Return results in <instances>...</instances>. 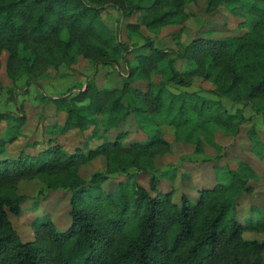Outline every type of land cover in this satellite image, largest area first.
<instances>
[{
	"label": "trees",
	"instance_id": "obj_1",
	"mask_svg": "<svg viewBox=\"0 0 264 264\" xmlns=\"http://www.w3.org/2000/svg\"><path fill=\"white\" fill-rule=\"evenodd\" d=\"M200 1L206 14L224 8L246 31L223 37L202 31L180 43L189 8ZM110 9L119 15L115 29L103 18ZM176 27L172 50L143 33ZM4 55L15 91L18 82L37 85L50 69H71L79 58L95 72L111 68L120 85L99 88L89 79L44 96L65 113L63 134L91 132L74 152L53 137L34 152L28 148L37 143L12 150L28 118L22 106L0 111V264H264V240L244 237L264 234V194L254 185L264 178L252 164L216 165L224 172L218 177L215 170V183H201L177 202L176 186L164 191L161 181L177 182L179 168L159 174L171 146L164 126L198 152L207 142L217 156L223 152L214 141L217 130L237 138L247 127L245 149L264 164L255 127V118L264 116V0H0V69ZM196 78L213 85L212 98L182 89ZM246 108L254 114L247 117ZM133 132L143 139L130 140ZM92 141L100 144L92 148ZM93 161L103 170L85 178L82 170ZM142 175L149 176V188L140 184ZM22 183H39L34 211L50 192L68 196L65 231L54 223L52 207L34 218L33 238L22 241L12 220L22 216L27 200Z\"/></svg>",
	"mask_w": 264,
	"mask_h": 264
},
{
	"label": "rangeland",
	"instance_id": "obj_2",
	"mask_svg": "<svg viewBox=\"0 0 264 264\" xmlns=\"http://www.w3.org/2000/svg\"><path fill=\"white\" fill-rule=\"evenodd\" d=\"M204 8L205 3L203 1H200L198 5L190 6L189 10L192 13V17L185 25L180 43H189L201 34L202 31L205 32V36L213 37L227 36L241 29L242 32L246 31L244 28L239 27L242 21L230 15L224 8L210 15L205 13ZM103 18L113 29L117 27L119 15L116 10L110 9L106 11L103 14ZM131 22L137 23L136 19H133ZM179 29V27L166 28L158 33H151L143 30V33L148 37L154 38L156 44L161 48L172 50L177 48L179 40L174 38L173 34ZM121 37L123 40L127 41V35L124 30L121 32ZM133 43L141 45L144 42L143 40L135 38L133 39ZM5 58L6 55L2 57V67L0 69V111L17 112L18 108L22 106L28 118L23 130V136L10 147L14 151L25 148L26 144L35 145V143L38 144L37 148H28L29 151L34 152L40 150L42 147H45L44 145L53 137L56 138L57 143L62 145L68 152H74L76 148L82 146L83 141L87 139L91 132L82 133L79 131H72L63 134L60 131V127L64 124L66 115L64 112H58L53 102H50L49 99L44 96L63 94L76 85L83 87L89 79H94L99 88H113L120 85V76L111 68L99 66L98 70L95 72L87 60L79 58L71 69H62L59 72L50 69L46 77L39 81L37 84L38 86L32 84L26 88L24 80L18 82L16 86L17 91H15V86L6 74ZM182 64V62L177 63V67L180 70L182 69L184 71L188 69L182 66ZM158 81L159 78L155 77V82ZM182 89L190 92L203 91L201 93L202 95L207 98H212L209 92L213 89V85L199 78L194 80V85L191 88ZM179 91H181V89H179ZM14 99H16L15 102ZM223 101L228 109H234L229 101ZM253 114L254 112L251 108L245 109V115L247 117ZM257 118L258 122L255 123V127L261 140L264 142V116H257ZM257 118H255V121H257ZM191 128V124L185 127L187 130ZM245 130H247V127L243 129V132L237 138H227L225 134L217 130L214 141L223 149L222 155L217 156L216 149L204 140L203 150L198 152L194 144L176 141L174 128L164 126L165 138L171 146L170 152L163 160L159 174L166 171H173L174 167H177L179 168V179L175 183L162 180V190H170L171 187L175 185L177 191L175 201L177 202V197L179 198L181 193L188 192L193 194V187L199 186L201 183H215V170L218 177H221L224 170L220 168L228 167L235 169L239 160L252 164L251 166L256 169L262 178H264V164H262L251 152L245 149L247 145H249ZM143 137L141 133L133 132L130 140H141ZM98 144L100 143L92 141L90 146L94 148ZM102 170L103 163L101 161H93L89 166L83 168L82 173L85 178H89L94 172ZM184 174H190L191 179L183 180L181 175ZM139 181L144 187L149 188L148 175H142ZM254 185L258 193L263 195L264 179L263 183H255ZM39 190V183H22L20 186V193L26 195L27 200L23 207L22 216L12 218V220L16 230L21 235L22 241H30L33 238L32 223L34 218L40 215V213H43L42 211L47 212L52 210V207L55 208L53 221L60 231H65L70 224V218L67 214L68 196L60 192H50L47 195V199H41L38 207L39 211H34L33 204L38 197ZM245 208V211L240 213V219L242 220L246 216L245 212L248 210L247 206ZM244 237L245 239L251 240H264V234L259 235L246 232Z\"/></svg>",
	"mask_w": 264,
	"mask_h": 264
},
{
	"label": "crops",
	"instance_id": "obj_3",
	"mask_svg": "<svg viewBox=\"0 0 264 264\" xmlns=\"http://www.w3.org/2000/svg\"><path fill=\"white\" fill-rule=\"evenodd\" d=\"M256 118H257V117H256ZM262 118H263V117H262ZM256 120H257V121H255V123L258 122V118H257ZM263 122H264V121H263Z\"/></svg>",
	"mask_w": 264,
	"mask_h": 264
}]
</instances>
